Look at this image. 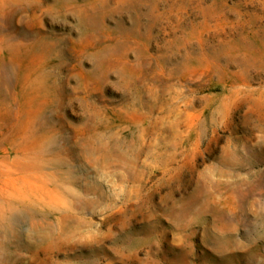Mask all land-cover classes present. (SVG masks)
Masks as SVG:
<instances>
[{"label": "rangeland", "instance_id": "1", "mask_svg": "<svg viewBox=\"0 0 264 264\" xmlns=\"http://www.w3.org/2000/svg\"><path fill=\"white\" fill-rule=\"evenodd\" d=\"M0 264H264V0H0Z\"/></svg>", "mask_w": 264, "mask_h": 264}, {"label": "bare ground", "instance_id": "2", "mask_svg": "<svg viewBox=\"0 0 264 264\" xmlns=\"http://www.w3.org/2000/svg\"><path fill=\"white\" fill-rule=\"evenodd\" d=\"M65 193V192H64Z\"/></svg>", "mask_w": 264, "mask_h": 264}]
</instances>
